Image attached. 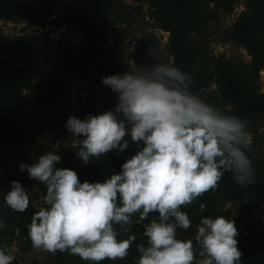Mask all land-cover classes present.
<instances>
[{
    "label": "trees",
    "instance_id": "1",
    "mask_svg": "<svg viewBox=\"0 0 264 264\" xmlns=\"http://www.w3.org/2000/svg\"><path fill=\"white\" fill-rule=\"evenodd\" d=\"M0 0V21L25 23L28 26L53 28L65 26L77 30L81 43L75 48L60 46L51 38L27 34L6 35L0 30V246L14 255L12 264H22L23 254L33 247L28 236L32 214L38 210L34 200L43 196L46 187L37 181V191L29 196L32 178L19 163L31 164L39 155L52 151L60 157L59 167L73 169L81 182H103L133 155L138 146L129 141L124 150H112L88 163L77 156V148L68 142L65 122L69 116L84 119L114 109L117 94L101 81L111 74H122L128 64L117 44L108 42L113 21L129 24L132 17L151 20L152 28L167 32L161 46L152 31L140 32L132 54L137 64L152 62L173 64L192 76L191 90L224 113L247 121L251 147L247 155L255 169L254 182L247 186L235 182L225 172L215 189H210L182 210L191 220L187 229H177L180 239H192L196 259L199 246L194 240L202 216L222 215L232 219L238 230L237 247L241 264H264V220L248 213L253 205H264V158L258 153L257 135L264 128V84L259 74L264 70V0ZM241 3L234 20H221ZM54 15V16H53ZM51 16H53L51 18ZM114 18L113 20H111ZM242 47L249 61L240 56L215 53L210 37ZM70 38L66 40L69 43ZM153 54V55H151ZM66 79L82 82L76 103L70 102ZM82 139V137H79ZM79 146V140L77 147ZM20 182L29 196L23 212L7 207L4 195L11 181ZM203 202V211L199 205ZM133 223L128 232L120 230L118 238L134 234L136 239L123 259L100 261L99 264H137V244L146 243L143 223ZM135 220V217H134ZM13 246L18 248L13 249ZM57 264H89L69 252L56 251Z\"/></svg>",
    "mask_w": 264,
    "mask_h": 264
},
{
    "label": "clouds",
    "instance_id": "2",
    "mask_svg": "<svg viewBox=\"0 0 264 264\" xmlns=\"http://www.w3.org/2000/svg\"><path fill=\"white\" fill-rule=\"evenodd\" d=\"M126 62L124 73L102 77L117 94L114 109L84 119L69 116L65 122L72 136L82 137L76 156L84 163L124 150L129 141L137 145L119 172L103 182H81L73 169L58 166L61 157L52 151L31 164H18L46 187L44 206L28 225L33 249L66 251L89 264L123 259L136 237L118 238L116 226L128 232L133 223L156 213L143 223L146 243L136 246L137 264H241L232 219L201 217L194 236L198 260L193 240L178 238L177 229L187 230L192 223L182 207L215 189L225 172L239 185L254 182L247 121L196 95L190 88L191 74L173 64L145 66L131 57ZM10 183L4 203L23 212L29 205L26 189L16 180ZM205 207L201 202L200 210ZM14 258L0 246V264H12Z\"/></svg>",
    "mask_w": 264,
    "mask_h": 264
},
{
    "label": "rangeland",
    "instance_id": "3",
    "mask_svg": "<svg viewBox=\"0 0 264 264\" xmlns=\"http://www.w3.org/2000/svg\"><path fill=\"white\" fill-rule=\"evenodd\" d=\"M127 3L135 4L134 0H125ZM242 9L241 3H239L233 12L221 20V24L227 25L230 24L234 18L237 16L238 12ZM54 16V15H53ZM51 16V18L53 17ZM112 18L111 20H113ZM151 20L148 18L145 19V22L137 16H134L130 19L129 24L123 21H113L110 29L108 30V42L112 44H117L119 49V53L122 55L123 60L127 61L128 57L132 58V54L138 44V38L140 37V32L144 29L145 31L154 32L161 43V46L164 45V42L167 40V32L162 31L160 29L152 28L150 26ZM0 30L6 35H18L22 32L27 34L34 35H42L44 34L46 37L51 38L55 43L57 40L60 43V46L63 44L65 46H69L71 48H75L79 46L81 43V36L77 32V30L61 26L59 28H53L49 24H46L44 27L40 26H28L25 23H12L9 21H0ZM70 38L69 43L66 40ZM218 37L214 35L210 37V49L215 52H224L227 55L240 56L243 61H249V55L246 51L239 46H235L231 42H222ZM259 82L260 86L264 84V70L260 71L259 74ZM82 82L79 80L66 79L63 84V88L65 91L70 89V102L76 103V93L81 90ZM77 117V116H76ZM250 135V134H249ZM252 138L253 135H250ZM67 138L68 142L72 144L74 148H77L79 137L72 136V134L67 130ZM257 147L259 155L264 158V128L261 127L259 129L257 135ZM37 181L32 178L31 181V191L29 196H32L37 191ZM34 204L39 209L44 206L40 198L34 200ZM248 213L252 216L264 220V205L257 204L250 206L248 209ZM14 250L18 251L16 246H13ZM57 264L55 254L47 251H37L35 249H31L30 251L23 254L22 264Z\"/></svg>",
    "mask_w": 264,
    "mask_h": 264
},
{
    "label": "flooded vegetation",
    "instance_id": "4",
    "mask_svg": "<svg viewBox=\"0 0 264 264\" xmlns=\"http://www.w3.org/2000/svg\"><path fill=\"white\" fill-rule=\"evenodd\" d=\"M36 264V263H35Z\"/></svg>",
    "mask_w": 264,
    "mask_h": 264
}]
</instances>
